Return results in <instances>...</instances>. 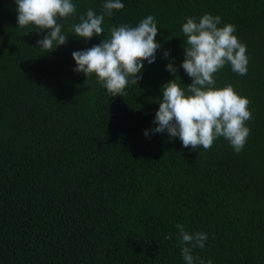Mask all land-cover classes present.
<instances>
[{"label": "trees", "instance_id": "1", "mask_svg": "<svg viewBox=\"0 0 264 264\" xmlns=\"http://www.w3.org/2000/svg\"><path fill=\"white\" fill-rule=\"evenodd\" d=\"M72 2L75 16L59 21L67 43L46 53L37 41L47 30L18 27L15 0H0V264H186L178 223L207 233L193 250L205 262L264 264V0H121L90 41L69 28L89 8L103 14L106 0ZM204 14L234 24L247 45L246 75L230 65L215 74L216 87L251 101L239 154L223 137L193 151L167 132L144 135L157 126L162 85L192 83L182 25ZM149 15L161 48L126 96L73 70L74 51Z\"/></svg>", "mask_w": 264, "mask_h": 264}, {"label": "clouds", "instance_id": "2", "mask_svg": "<svg viewBox=\"0 0 264 264\" xmlns=\"http://www.w3.org/2000/svg\"><path fill=\"white\" fill-rule=\"evenodd\" d=\"M15 3L18 27L34 26L37 32L47 30V35L37 41L46 53L67 43L69 35L64 34L59 21L75 16L76 5L72 0H15ZM124 7L121 0H106L103 14L98 15L89 8L86 15L79 17V23L71 25L69 31L86 41L104 35L102 25L105 16L110 17L113 10ZM220 24L221 17L211 14H204L199 20L186 18L182 25L186 38L185 59L180 67L192 79V83L181 87L177 82L181 79L177 76L162 85L163 97L153 121L157 126L145 130L146 137L150 132H167L170 139L178 137L184 148L190 147L193 151L197 148L210 150L214 141L223 137L235 153L243 151L251 133L247 126V122L253 119L249 107L251 101L237 93L232 84L216 87L215 74L230 65L234 73L244 76L248 72L250 58L246 54L247 45L235 35L236 26L228 23L221 27ZM158 32L156 19L151 15L139 21L135 27H111L110 35L101 43L72 53L76 62L73 70L83 73L87 79L95 74L98 83L112 97H124L126 88L130 84L137 85L142 79L145 61L148 64L155 62L156 53L161 48L156 40ZM169 56L170 50L165 51L164 58L168 59ZM166 70L172 74L178 71L174 58L167 64ZM175 227L186 264H194L196 260L200 264H212L211 260L205 262L193 255L194 249L205 247L207 233L190 234L181 223ZM171 238V233L164 237L165 240Z\"/></svg>", "mask_w": 264, "mask_h": 264}]
</instances>
